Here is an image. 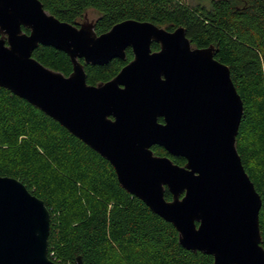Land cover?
<instances>
[{"label": "water", "instance_id": "95a60500", "mask_svg": "<svg viewBox=\"0 0 264 264\" xmlns=\"http://www.w3.org/2000/svg\"><path fill=\"white\" fill-rule=\"evenodd\" d=\"M39 45L66 54L71 73L36 61ZM127 48L132 60L111 80L86 83L84 65L124 61ZM214 55L213 46L192 47L182 27L126 20L97 35L93 22L59 21L38 0H0V87L105 159L124 191L173 226L182 248L213 264H264L261 199L236 150L243 103ZM155 145L185 164L155 156ZM49 227L43 201L0 177V264H56Z\"/></svg>", "mask_w": 264, "mask_h": 264}, {"label": "trees", "instance_id": "16d2710c", "mask_svg": "<svg viewBox=\"0 0 264 264\" xmlns=\"http://www.w3.org/2000/svg\"><path fill=\"white\" fill-rule=\"evenodd\" d=\"M62 22L80 23L96 14L97 35L136 20L167 31L178 27L194 48H215L243 103L236 136L242 166L261 199L259 230L264 249V0H38ZM25 32L27 30L24 29ZM152 49L158 45L153 43ZM32 57L68 76L66 54L38 46ZM132 59L104 66L84 65L86 83L111 80ZM82 63V61H81ZM176 165L184 159L152 147ZM0 177L19 180L43 201L50 215L48 257L56 264H213V258L185 250L173 226L118 184L112 166L57 122L0 87ZM165 199H171L165 190Z\"/></svg>", "mask_w": 264, "mask_h": 264}, {"label": "rangeland", "instance_id": "374dc122", "mask_svg": "<svg viewBox=\"0 0 264 264\" xmlns=\"http://www.w3.org/2000/svg\"><path fill=\"white\" fill-rule=\"evenodd\" d=\"M188 4L190 5H195V4H204V5H208L210 0H187ZM96 14L91 11L88 10L86 11L85 15H84V22L87 23H92L95 20Z\"/></svg>", "mask_w": 264, "mask_h": 264}, {"label": "flooded vegetation", "instance_id": "af4514ba", "mask_svg": "<svg viewBox=\"0 0 264 264\" xmlns=\"http://www.w3.org/2000/svg\"><path fill=\"white\" fill-rule=\"evenodd\" d=\"M153 44V43H152ZM152 44H151V52H156V51H158L159 50V47H158V49L157 50H153L152 49ZM156 44V43H155ZM158 45V44H157ZM192 46V45H191ZM193 47V46H192ZM129 48H127L126 50H128ZM125 50V51H126ZM130 50V49H129ZM132 60V59H131ZM130 60V61H131ZM158 122L159 123H162L163 122V120L161 119V118H158ZM156 146V145H155ZM155 146H152V147H155ZM159 147V146H158ZM162 148V147H161ZM151 150H152V148H151ZM164 150V149H163ZM165 151V150H164ZM153 152V151H152ZM166 152V151H165ZM167 153V152H166ZM153 154H154V152H153ZM168 154V153H167ZM155 155V154H154ZM169 155V154H168ZM155 156H159V155H155ZM171 156V155H170ZM160 157H167V156H160ZM173 157V156H172ZM169 158V157H168ZM176 158H179V157H176ZM170 159V158H169ZM171 160V159H170ZM185 161V160H184ZM185 164V163H184ZM183 164V165H184ZM183 165H181V166H183ZM180 166V165H179Z\"/></svg>", "mask_w": 264, "mask_h": 264}]
</instances>
